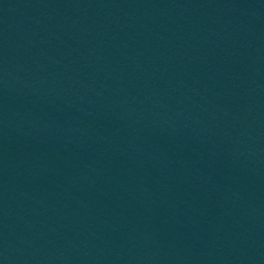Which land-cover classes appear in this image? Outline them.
Instances as JSON below:
<instances>
[{
	"label": "water",
	"instance_id": "water-1",
	"mask_svg": "<svg viewBox=\"0 0 264 264\" xmlns=\"http://www.w3.org/2000/svg\"><path fill=\"white\" fill-rule=\"evenodd\" d=\"M0 264H264V0H0Z\"/></svg>",
	"mask_w": 264,
	"mask_h": 264
}]
</instances>
